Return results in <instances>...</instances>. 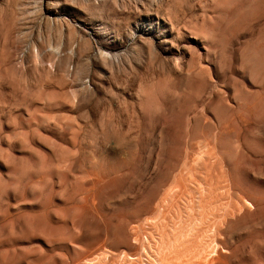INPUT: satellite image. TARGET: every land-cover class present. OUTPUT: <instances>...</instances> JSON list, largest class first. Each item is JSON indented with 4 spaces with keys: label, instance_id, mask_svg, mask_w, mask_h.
Instances as JSON below:
<instances>
[{
    "label": "rangeland",
    "instance_id": "obj_1",
    "mask_svg": "<svg viewBox=\"0 0 264 264\" xmlns=\"http://www.w3.org/2000/svg\"><path fill=\"white\" fill-rule=\"evenodd\" d=\"M90 262L264 264V0H0V264Z\"/></svg>",
    "mask_w": 264,
    "mask_h": 264
},
{
    "label": "bare ground",
    "instance_id": "obj_2",
    "mask_svg": "<svg viewBox=\"0 0 264 264\" xmlns=\"http://www.w3.org/2000/svg\"><path fill=\"white\" fill-rule=\"evenodd\" d=\"M164 209V208H163ZM162 209V210H163ZM162 212V211H161ZM161 214V213H160ZM97 221V220H96ZM158 230V229H157ZM167 233V232H166ZM136 238V237H135ZM154 242V241H153ZM158 243V242H157ZM175 243V242H174ZM153 244V243H152ZM169 244V243H168ZM155 246V245H154ZM196 248V247H195ZM152 250V249H151ZM143 251V250H142ZM200 251V250H199ZM145 252V251H144ZM158 252V251H157ZM199 253V252H198ZM99 257V256H98ZM99 258H101V257H99ZM159 258V257H158ZM96 259V258H95ZM80 260V259H79ZM161 260V259H160ZM98 261H101V259L100 260H98ZM127 261V260H126ZM91 262H92V260H91ZM90 262V263H91ZM81 263V262H80ZM101 263V262H100ZM159 263H161V262H159ZM77 264V263H76ZM85 264V263H84ZM87 264V263H86ZM92 264V263H91ZM135 264V263H134Z\"/></svg>",
    "mask_w": 264,
    "mask_h": 264
}]
</instances>
